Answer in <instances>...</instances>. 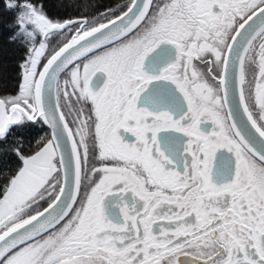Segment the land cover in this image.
Listing matches in <instances>:
<instances>
[{
  "label": "snow or ice",
  "instance_id": "6c2138e0",
  "mask_svg": "<svg viewBox=\"0 0 264 264\" xmlns=\"http://www.w3.org/2000/svg\"><path fill=\"white\" fill-rule=\"evenodd\" d=\"M0 27V264H264V0H4Z\"/></svg>",
  "mask_w": 264,
  "mask_h": 264
},
{
  "label": "trees",
  "instance_id": "16d2710c",
  "mask_svg": "<svg viewBox=\"0 0 264 264\" xmlns=\"http://www.w3.org/2000/svg\"><path fill=\"white\" fill-rule=\"evenodd\" d=\"M3 3H4V0H0V13L3 12ZM69 13L70 14L72 13L71 9L69 10ZM0 32L6 33V30L0 27ZM5 38H6L5 36H0V45H3V40ZM3 47L8 49V52H7L8 56H18L19 55V53L15 51V46L3 45ZM3 64H7V68L3 67ZM14 64H15V60L0 62V77L9 76V75L11 77H14L17 72V69H15Z\"/></svg>",
  "mask_w": 264,
  "mask_h": 264
}]
</instances>
